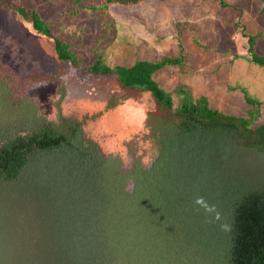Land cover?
Returning <instances> with one entry per match:
<instances>
[{"label": "trees", "instance_id": "16d2710c", "mask_svg": "<svg viewBox=\"0 0 264 264\" xmlns=\"http://www.w3.org/2000/svg\"><path fill=\"white\" fill-rule=\"evenodd\" d=\"M141 1L102 0L94 10L103 15L110 5ZM0 9L51 37L35 9L1 0ZM51 41L56 60L75 66L67 46ZM254 45L247 36L246 59L264 69ZM179 64L164 57L109 68L97 58L84 69L113 74L122 89L148 94L158 109L143 120L150 162L135 159L128 169L104 156L80 121L38 115L24 85L0 73L8 88L0 92V236L17 246L12 253L0 247V264H264V177L247 180L240 168L264 169V122L252 126L262 103L240 88L248 117H233L182 86L164 91L154 73ZM121 99L110 97L106 109ZM12 215L20 217L15 225Z\"/></svg>", "mask_w": 264, "mask_h": 264}, {"label": "rangeland", "instance_id": "374dc122", "mask_svg": "<svg viewBox=\"0 0 264 264\" xmlns=\"http://www.w3.org/2000/svg\"><path fill=\"white\" fill-rule=\"evenodd\" d=\"M1 1L35 9L51 39L38 35L10 10L0 9V73L5 71L24 85V95L45 120L55 123L60 115L80 121L82 132L104 156L118 157L123 169L135 159L144 165L150 162L149 145L142 140L143 120L146 112L158 109L148 94L122 89L113 74L85 72L97 58L109 68L140 59L180 58L179 65L154 73L161 89L168 92L182 86L193 99L205 98L217 112L248 117L242 88L262 103L252 126L264 122V69L246 59L247 36H254L255 50L264 55L260 0H221L223 5L218 0H142L131 6L110 5L103 15L94 10L102 0ZM52 39L67 46L75 66L56 60ZM7 91L0 78V92ZM112 96L126 99L106 109ZM253 166L243 164L242 177L260 182L264 169ZM16 220L20 217L12 215L8 222L15 225ZM0 237V247L10 248L4 251L16 250L7 235Z\"/></svg>", "mask_w": 264, "mask_h": 264}]
</instances>
